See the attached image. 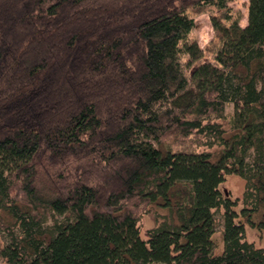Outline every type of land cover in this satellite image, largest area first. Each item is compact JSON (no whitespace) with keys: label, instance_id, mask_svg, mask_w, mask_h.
<instances>
[{"label":"trees","instance_id":"1","mask_svg":"<svg viewBox=\"0 0 264 264\" xmlns=\"http://www.w3.org/2000/svg\"><path fill=\"white\" fill-rule=\"evenodd\" d=\"M232 1L0 0L5 264H264V0Z\"/></svg>","mask_w":264,"mask_h":264},{"label":"rangeland","instance_id":"2","mask_svg":"<svg viewBox=\"0 0 264 264\" xmlns=\"http://www.w3.org/2000/svg\"><path fill=\"white\" fill-rule=\"evenodd\" d=\"M247 0H233L230 2V5L234 7L235 9L239 10L242 14L243 17L241 18L240 24H245L246 23V15H247ZM194 26L195 28L193 31L189 34V38L191 39H196L199 43V45L204 48L207 45V42L212 39L213 37V28L210 25V14L208 11L200 13V14H195L194 17ZM225 113L229 114L233 112V106L231 103L226 104L225 106ZM195 150L197 152H200L201 150L208 149L207 145L200 144L197 146H194ZM224 182L219 186V189H221L222 193L225 195H228L231 200H239L241 198V195L243 194L244 191V185L245 181L242 177L238 175H233V174H226ZM242 204L239 200L237 206L234 208L235 211L238 212V210L241 208ZM222 214V209H218L216 211V216L218 219L221 218ZM141 219L139 221V226L141 227V237L145 239V230L148 228H151L154 225L153 219L147 215L143 214L141 215ZM61 217H58L60 219ZM241 218V217H240ZM242 219V218H241ZM221 229V226L219 225L215 231L214 236V242H215V249L214 253H219L222 250L221 247V235H219V231ZM244 234H245V239L248 242H253V244L257 247H262L264 246V232L262 231L257 232L254 228L249 226L248 224H245L244 226ZM3 228L0 226V241L1 243H5L6 241V236ZM0 264H5V262L0 258Z\"/></svg>","mask_w":264,"mask_h":264}]
</instances>
